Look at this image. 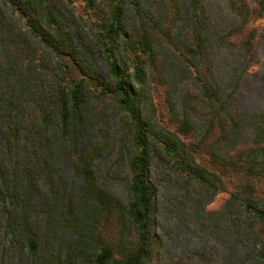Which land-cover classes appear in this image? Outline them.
Here are the masks:
<instances>
[{"label":"trees","instance_id":"trees-1","mask_svg":"<svg viewBox=\"0 0 264 264\" xmlns=\"http://www.w3.org/2000/svg\"><path fill=\"white\" fill-rule=\"evenodd\" d=\"M74 1L88 15L92 47L70 20L73 37L56 0H0L27 29L15 37L0 19V47L21 59L17 69L10 60L0 63V104L7 107L0 121L2 258L15 245L26 249L33 264L201 263L204 252L172 258L158 233L155 158L174 167L182 217L199 229L216 216L206 209L215 195L228 194L220 221H240L239 237L256 248L255 264H264V115L247 114L232 99L251 67L260 37L254 23L263 18L264 0L255 6L227 0L222 13L213 12L207 0H150L147 12L140 0ZM128 9L136 15L134 25L126 22ZM165 47L173 50V79L187 72L192 86L185 84L179 93L173 88L181 104L169 112L174 131L158 140L141 109L147 80L167 85L171 75L160 60ZM90 52L105 57L107 76ZM51 55L57 72L48 78ZM71 69L74 78L67 77ZM44 92L51 98L20 104L19 97ZM87 94L97 100L93 108ZM109 107L122 113L120 148L129 146L120 157L128 174L126 199L111 192L95 171L110 143ZM91 111L101 117L100 141L78 145ZM52 126L58 134L48 133ZM56 140L72 142L69 158L82 176L77 202L62 175ZM34 204L39 212L32 210ZM15 259L21 264L20 255Z\"/></svg>","mask_w":264,"mask_h":264},{"label":"rangeland","instance_id":"rangeland-1","mask_svg":"<svg viewBox=\"0 0 264 264\" xmlns=\"http://www.w3.org/2000/svg\"><path fill=\"white\" fill-rule=\"evenodd\" d=\"M158 1V0H157ZM162 2L161 0H159ZM185 1V0H184ZM213 12L222 13L225 10L227 0H207ZM259 0H250L252 5H257ZM60 5L64 15V22L66 27L72 32V35L77 39L76 33L73 31L72 23L74 20L78 23L84 35V40L91 47L94 45L92 37L91 23L88 20V15L84 12L83 4L80 1L74 0H56ZM186 2V1H185ZM1 5V2H0ZM150 0H140V6L147 12L150 8ZM0 19L1 22H8L10 25L11 35L18 37L27 32L23 21L18 17L8 15L10 9L6 5H1ZM126 22L128 25H134L136 22V15L131 9L127 10ZM254 26L260 32V37L256 43V48L248 73L239 81L236 91L232 99L237 102L243 112L247 114H263L264 115V15L263 18L257 20ZM1 27V25H0ZM1 46V45H0ZM84 46V45H82ZM160 60L165 64L171 75L166 81L167 85L157 84L155 81L146 82L145 87V103L141 109L142 116L149 123L152 132L156 135L158 140L164 136L172 135L174 128L170 119V110L178 111L181 104L178 102L179 97L174 95L176 89L177 93L183 90L184 86H192L191 75L187 72H179L176 78L173 79V50L170 48L160 49ZM91 59L96 64L99 71L107 76V61L105 57L96 52H90ZM50 65L53 71L48 72V78L51 74H55V57L48 56ZM11 61L15 69L21 65V59L12 50L0 47V63ZM33 64H35L33 62ZM23 71L21 81L23 82L27 77V72ZM69 72V71H68ZM76 76L73 69L67 74V77L74 78ZM89 105L91 108L97 102L96 98L87 94ZM51 98L48 93H43L41 97L36 96H22L19 97L20 104L23 106H34L35 103L40 102V99ZM0 121L3 120L7 107L0 104ZM110 124V143L104 150L102 155L95 163V171L98 180L108 187V189L119 197L126 199L128 188V174L126 170V161L121 160V154L127 156L129 146L126 144L125 149H121L120 134H119V120L122 113L109 107L107 109ZM197 123L201 121L193 117ZM202 125V124H200ZM101 127V117L97 111H91V117L86 122L85 132L77 137V144H89L100 141L99 128ZM49 134H58V129L55 126L49 127ZM1 143V138H0ZM56 150L60 156L59 166L64 178L72 187V194L77 202V197L82 190V176L74 171L69 155L72 152V142L56 140ZM154 169L152 171L154 181L159 185L160 196L158 206L159 224L158 233L164 235L168 245V251L171 257L182 258L187 252H204L205 260L198 264H255L257 261L256 248L242 240L239 237L238 231L240 221L231 219L227 222L220 221L221 213L226 211L228 207V194H217L213 200L207 205V211L215 213L214 218H209L204 221V227H198L190 224L184 217H182L183 207L180 205L182 192L180 185L176 183V178L171 164L157 163L153 160ZM173 171V174H172ZM170 174V175H169ZM180 203V204H179ZM1 205V203H0ZM34 212H39V206L34 204L32 206ZM4 216L0 211V232L3 229ZM69 234L65 235L67 239ZM6 246L10 245L7 241ZM11 255L6 259L2 258V251L0 249V261L2 264H16V256L21 257V264H33L28 258L25 248L12 245ZM17 252L15 255L14 252Z\"/></svg>","mask_w":264,"mask_h":264}]
</instances>
